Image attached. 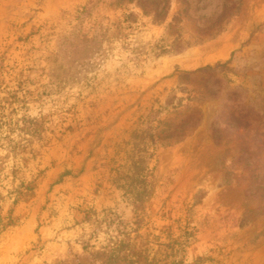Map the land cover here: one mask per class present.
<instances>
[{"label":"rangeland","instance_id":"1","mask_svg":"<svg viewBox=\"0 0 264 264\" xmlns=\"http://www.w3.org/2000/svg\"><path fill=\"white\" fill-rule=\"evenodd\" d=\"M0 264H264V0H0Z\"/></svg>","mask_w":264,"mask_h":264},{"label":"trees","instance_id":"2","mask_svg":"<svg viewBox=\"0 0 264 264\" xmlns=\"http://www.w3.org/2000/svg\"><path fill=\"white\" fill-rule=\"evenodd\" d=\"M153 11H154L155 15H159L160 14V12H157V7H154ZM130 192H134V189H130ZM142 194H143V192H141V191H139V192L136 193V195L138 196V198H141Z\"/></svg>","mask_w":264,"mask_h":264}]
</instances>
